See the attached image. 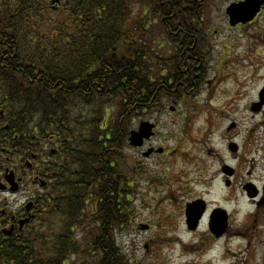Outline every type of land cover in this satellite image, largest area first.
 <instances>
[{
  "label": "flooded vegetation",
  "instance_id": "1",
  "mask_svg": "<svg viewBox=\"0 0 264 264\" xmlns=\"http://www.w3.org/2000/svg\"><path fill=\"white\" fill-rule=\"evenodd\" d=\"M179 3V16L194 20L193 29L190 32L180 27L175 34L180 43L164 45L173 63L168 61L158 72L165 78L161 80L164 90L156 93L163 103L148 112L157 108L156 113H162L169 108L171 115L196 117L190 129L188 124L178 125V137L188 138L195 153L186 162L188 170L193 171L192 177L185 172L176 177L177 192L191 196L182 205L185 231L195 235L200 243H219L236 236L247 240L248 233L260 231L256 223H264V0ZM246 3L253 6H249L248 14ZM53 8L59 9L60 4ZM234 11H238L235 18ZM222 17L223 28L212 27ZM212 36L223 39L220 44L208 43ZM15 97L18 96L14 95L12 101L0 100V257L4 260L9 249L22 245L26 233L40 225L48 209L54 215L50 216L51 222L56 225L58 206L68 203L78 171L72 156V139L55 131L43 133L39 124L28 120L23 107L14 103ZM155 124L154 134L143 147L135 148L141 154L148 149V160L157 161L164 156L163 161L156 162L161 167L156 174L148 168L151 189L155 184L150 183L168 181L166 172L161 170L169 153L155 141L160 126L158 121ZM183 149L190 150L180 148ZM186 154L181 152L184 159ZM128 185V190L134 187L133 183ZM241 199L251 206L249 212L239 207ZM190 203L195 204L194 226L188 223ZM146 225L144 232H151L153 225ZM86 227H79L83 228V235L71 237L75 244L71 242L69 249L75 251L64 264H84L82 260L73 261L79 254L75 246L78 243H87L86 251L94 255V242L116 241V231L106 239L103 228ZM243 246L249 249L247 243ZM97 247L99 251L100 246ZM227 251H223L224 260L231 258Z\"/></svg>",
  "mask_w": 264,
  "mask_h": 264
},
{
  "label": "trees",
  "instance_id": "2",
  "mask_svg": "<svg viewBox=\"0 0 264 264\" xmlns=\"http://www.w3.org/2000/svg\"><path fill=\"white\" fill-rule=\"evenodd\" d=\"M179 1L61 0L57 10L65 15L58 20L48 17L45 0H0V100L17 95L14 103L43 133L71 138L78 169L56 225L48 209L0 264H64L77 228L101 227L107 239L128 225L135 192L127 189L130 167L120 150L132 117L163 103L158 72L173 63L164 45L180 43V27L192 32L194 20L179 16ZM79 104L93 108L78 119L81 135L70 119ZM109 241L92 244L96 264H127L123 249Z\"/></svg>",
  "mask_w": 264,
  "mask_h": 264
},
{
  "label": "rangeland",
  "instance_id": "3",
  "mask_svg": "<svg viewBox=\"0 0 264 264\" xmlns=\"http://www.w3.org/2000/svg\"><path fill=\"white\" fill-rule=\"evenodd\" d=\"M50 1L45 0L48 17L58 20L62 19L65 13L51 8ZM216 25L223 28V17L218 23L215 22L212 27ZM221 39H223L222 36H212L211 41L208 43L220 44ZM222 43L225 44L223 41ZM213 59L215 60L216 57ZM92 109L87 104H79L72 110V115L70 116L71 127L77 135L84 134V129L80 126L78 119L86 120L91 116ZM163 111L162 113H156L157 108H155L150 112L135 114L132 117L135 121L131 122L130 130L137 128L141 121L159 122V134L155 141L169 153L167 155V163L165 166L162 164V168L163 166L164 168L161 170L166 172L168 176L166 184H161L158 181L150 183L155 184L152 189L148 186V168L153 174H156L161 168L156 162L163 161L164 156L159 157L157 161L148 160V158L142 156L141 152L129 146L128 140H126L120 150L119 158L123 161L126 160L125 165L128 164L131 167L129 168L127 165L129 171L125 170V175L127 174L126 179L134 184L135 191L131 196V220L125 228L116 231V243L123 249L127 257V264H264V223L262 221L256 223L260 231L255 234L252 232L248 233L247 237L250 238L247 240L236 236L232 240H225L219 243H214L213 241L200 243V241L195 239V235L185 231L182 205L186 201L185 199L191 196L177 192L175 189L176 177L179 174H184V172L188 177H192L193 171L188 170L189 166L186 162L189 158L193 159L192 157H194L195 153L194 146L188 138L178 137V125L188 124L190 129L196 121V117L194 115L190 117L180 114L171 115L169 108ZM165 136L168 139H164ZM182 147H187L190 150H180ZM181 152L187 153L185 159L181 156ZM260 167L262 168V166ZM257 174L256 179H258L260 174L259 168ZM162 176L163 174L160 177ZM239 207L245 212H249L251 208L244 199L240 200ZM90 209L89 207L88 212L85 214L86 216L90 215ZM45 217H48L47 213H45L43 219ZM141 224H152V231H142L140 229ZM250 224L248 225L249 229L252 226ZM86 228L91 230L90 226ZM82 230L83 228L76 231V234H80L79 236L83 235ZM251 235H253V238ZM152 240L154 241L151 242ZM249 241H251L250 244ZM246 243L248 244V250H245L243 246ZM146 244H148V250L145 247ZM77 247L79 254L73 259L74 262L78 260H82L84 264L86 261L89 263L91 260L95 262V255L86 253L87 243H78ZM224 249L228 250L227 254L231 258L226 257L227 260L223 259Z\"/></svg>",
  "mask_w": 264,
  "mask_h": 264
},
{
  "label": "water",
  "instance_id": "4",
  "mask_svg": "<svg viewBox=\"0 0 264 264\" xmlns=\"http://www.w3.org/2000/svg\"><path fill=\"white\" fill-rule=\"evenodd\" d=\"M59 2H60V0H52L53 5H55ZM247 6H248V9L245 11L246 14H248L250 12V7H253L251 3H248V4L246 3V7ZM237 12L234 11V18L236 16ZM253 12L255 13V11H253ZM239 14L241 16L240 10H239ZM262 97L264 98V91L262 92ZM154 127H155V125L152 124L151 122L142 121L140 123L138 129L131 131L130 139H129L130 144L134 147H142L144 144V141L152 136ZM144 156H148V151L144 153ZM194 209H195V204L190 203L188 205V208H187L188 223L190 226H194V223L196 222V218H195V216H193ZM141 228L143 230H145L147 228V225H142Z\"/></svg>",
  "mask_w": 264,
  "mask_h": 264
}]
</instances>
